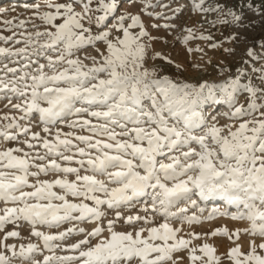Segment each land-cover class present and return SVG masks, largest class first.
Masks as SVG:
<instances>
[{"label": "snow or ice", "instance_id": "1", "mask_svg": "<svg viewBox=\"0 0 264 264\" xmlns=\"http://www.w3.org/2000/svg\"><path fill=\"white\" fill-rule=\"evenodd\" d=\"M244 5L264 18V0H33L0 21V264H264V37L241 35ZM168 37L198 61L157 51ZM215 201L205 220L247 226L191 230Z\"/></svg>", "mask_w": 264, "mask_h": 264}, {"label": "rangeland", "instance_id": "2", "mask_svg": "<svg viewBox=\"0 0 264 264\" xmlns=\"http://www.w3.org/2000/svg\"><path fill=\"white\" fill-rule=\"evenodd\" d=\"M33 0H0V7L6 9L7 11L3 14H0V21L3 20H12L13 24H16L19 22V20H26L28 19L32 13L28 11L25 7V5L31 4ZM124 7L131 8L132 11H136V9L132 6L133 0H121ZM165 3L168 2V0H164ZM255 3V7L257 9L260 8V0H248V3ZM172 7H176V4H172ZM124 8H121L120 11H123ZM156 11L162 12L164 11L162 8H157ZM242 11L244 13L245 17V24L248 25L247 30L243 31L241 35L245 36L247 40L251 43L252 41H255L257 44L260 43L261 38L264 37V18H262L260 15L255 14L254 11L249 10L247 5H244L242 8ZM169 16L172 14L170 11L167 13ZM115 21L113 20L112 23ZM171 22V21H169ZM251 22V23H249ZM160 23H164V21H160ZM175 23L177 25H184L186 23L190 24L191 21L188 20V14L185 13V15L179 19L176 20ZM4 28L3 23H0V30ZM30 28V26H29ZM213 32L216 36L217 40H221L222 37L220 33L216 32L215 29H213ZM0 34L4 35H10L11 33L0 31ZM160 35H165L163 32L160 33ZM176 33H173L172 36H175ZM228 35V30L224 31V36L226 37ZM168 44L164 45L162 42L156 44V50L163 52L165 55H170L172 59L176 60L177 62H193L198 61V57L200 54H193V57H187V54L184 52L183 47L179 44L176 45V47H173V39L172 37H168ZM196 44H200V46L205 47V45L202 42L199 41H193L191 46H196ZM229 46V45H225ZM237 47V57L235 60L229 58V60L225 61L230 65V69L232 71H235V67L237 65V62L239 60V55L242 53L243 48L245 45H236ZM205 50L208 52V56L205 57V61L210 57L212 59L213 64H217L221 60H224V57L220 55L219 52H216L214 50H211L207 47H205ZM207 67V73L206 76H210L212 79H219L217 72L218 69L213 68L212 65H206ZM218 111H227L226 108L224 109H218ZM221 122L223 123V119H221ZM2 206V205H0ZM201 207L205 209L203 214L197 212V215L201 216V219L203 220V223L193 225L191 230H194L197 233H207L211 232L216 229H224L227 228L229 231H235L237 228H244L247 225L240 221H234L226 216H217L215 219L212 220H205L204 217H207L209 212H211L214 208L219 209V211L223 212L225 211V206L222 202L215 201V202H202ZM227 211L229 213L235 212V208L228 207ZM186 230L187 227H186ZM26 231L22 232V235H26ZM248 237L241 235L240 243H242L245 247V250L247 248V242ZM12 242V241H9ZM209 243L214 244L215 247H217V254L223 255L228 248L234 246L232 245L226 238L223 237H214L211 240L208 241ZM200 243V242H197Z\"/></svg>", "mask_w": 264, "mask_h": 264}]
</instances>
